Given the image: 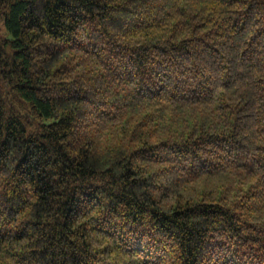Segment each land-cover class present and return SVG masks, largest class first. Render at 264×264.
I'll return each mask as SVG.
<instances>
[{"label":"trees","instance_id":"obj_1","mask_svg":"<svg viewBox=\"0 0 264 264\" xmlns=\"http://www.w3.org/2000/svg\"><path fill=\"white\" fill-rule=\"evenodd\" d=\"M0 264H264V0H0Z\"/></svg>","mask_w":264,"mask_h":264}]
</instances>
